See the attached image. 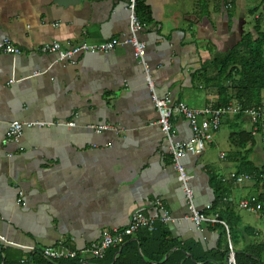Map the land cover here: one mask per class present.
<instances>
[{
	"label": "crops",
	"instance_id": "crops-1",
	"mask_svg": "<svg viewBox=\"0 0 264 264\" xmlns=\"http://www.w3.org/2000/svg\"><path fill=\"white\" fill-rule=\"evenodd\" d=\"M142 2L145 27L138 38L146 46L144 60L156 95L197 109L216 108L229 99L232 90L219 89L211 62L232 50L245 33L257 36L253 27H261L260 17L250 27L246 22V13L257 8H247L248 0ZM126 3L0 0V42L7 40L19 50L16 56L0 53V251L5 252L1 264H25L30 253L61 245L78 255L59 260L94 264L92 259H102L115 247L102 258L79 252L97 244L104 229L122 231L135 213L153 218L155 229L157 223L164 225L169 238L180 244L197 242L204 250L217 248L222 234L215 228L218 224L197 228L190 219L144 66L133 57L132 48L120 44L108 53L80 54L66 61L41 51L53 42L67 48L114 38L123 42L130 36ZM223 85L229 88L231 83ZM231 117L222 120L216 134L222 126L229 129ZM12 122L51 125L25 127L18 140L8 141L6 132ZM171 123L175 142L191 138L185 119L174 116ZM95 125L109 129L96 133L91 128ZM249 128L245 117L243 129ZM256 138L247 160L260 169L264 154L259 160L260 139ZM206 151L180 161L195 208L207 216L217 214L205 209L212 207L216 197L211 180L215 176L229 190L223 202L235 208L240 217L238 232L244 234L232 245L226 226L229 250L235 254L264 241V229L244 222L240 215L245 211L264 220V210L251 213L237 207L241 200L264 202V175L238 173L247 168L243 151H220L218 163L207 160ZM233 175L251 179L234 184ZM164 211L168 223L160 222Z\"/></svg>",
	"mask_w": 264,
	"mask_h": 264
},
{
	"label": "trees",
	"instance_id": "trees-1",
	"mask_svg": "<svg viewBox=\"0 0 264 264\" xmlns=\"http://www.w3.org/2000/svg\"><path fill=\"white\" fill-rule=\"evenodd\" d=\"M142 3L141 1L137 6V15L141 21V11L145 10ZM253 30L257 35L255 38L251 33H245L232 50L222 58L214 59L211 62L218 75L219 89L222 92L232 90V96L217 103L216 107L226 105L231 100L240 105L242 109H248L264 102L262 95L264 92V32L261 31L259 25H255ZM225 81L231 83L229 88L223 87ZM244 118L243 115H236L228 121L229 141L235 149L243 151L244 166H247V168H242L243 170L240 169L238 173L264 175V167L258 169L247 160L256 145L257 138L252 136L248 130L243 129ZM211 180L214 181L216 194L212 203V212L217 213L219 220L228 227L229 239L233 245L239 235L244 236L243 233L238 232L240 217L232 205L223 202L229 195V190L215 176H212ZM259 200H262L261 197ZM215 228L221 230L222 234L217 248L214 250H204L197 242L180 244L169 238V233L164 225L157 223L154 231L148 232L146 229H139L133 237L126 238L124 244L110 248L102 259H92L91 263L228 264L230 250L226 230L223 225L219 224ZM121 246H123L121 252L117 254ZM174 248L176 249L174 250ZM187 253L190 257L186 256ZM263 254L264 241L252 244L243 251L235 252V264H264ZM4 255L5 252L0 251V264ZM25 264H81V261L78 259H47L40 252L35 251L27 256Z\"/></svg>",
	"mask_w": 264,
	"mask_h": 264
},
{
	"label": "built area",
	"instance_id": "built-area-1",
	"mask_svg": "<svg viewBox=\"0 0 264 264\" xmlns=\"http://www.w3.org/2000/svg\"><path fill=\"white\" fill-rule=\"evenodd\" d=\"M142 0H127L126 11L128 14V33L129 38L120 42L118 39H111L102 43L91 45L87 43H80L72 47H62L60 43L53 42L42 46L41 51L45 54H56L57 61L72 60L74 57L80 54H97L108 53L114 50L120 44L129 45L132 48L133 57L144 66V72L147 77L148 88L151 93V100L154 104L156 112L158 114V124L166 136L169 142L170 154L173 159V164L178 172V175L182 181L184 196L187 201V207L190 214V219L193 221L197 228H200L202 224H221L226 227V224L219 220L217 214L207 216L195 208L194 194L188 185V176L184 170V167L180 163L181 159L186 155L198 156L201 155L206 149L207 145L213 143L214 135L219 131L222 120L229 116L243 115L249 121V132L252 136L258 137L260 141H264V102L257 104L248 109H242L240 105L228 104L221 107H204V108H192L184 102H170L166 99L158 97L155 93L154 83L149 75V68L144 60L145 55V43L140 41L138 34L143 30L145 25L142 23L137 15V6ZM0 53L16 56L19 54V50L13 46L9 41L4 40L0 42ZM174 116H180L185 119L191 129L192 136L188 141L175 142L172 135V123L171 119ZM51 124L34 122V123H10L6 132L8 141H16L20 138L22 131L25 127H44ZM94 132L100 133L109 129L108 125H98L91 127ZM222 158L223 155H220ZM251 179L250 175H236L232 176L231 181L234 184H242L245 181ZM231 202V199L227 200ZM157 206L161 208L160 202ZM237 207L242 210H246L251 213H260L264 210V202H254L252 200H241L238 202ZM211 205H206L205 209L211 211ZM170 217L166 211L163 212L160 222L168 223ZM140 228H147V230H155V220L147 217L142 213H135L130 218L129 225L122 231L104 229L100 234V240L97 244H94L88 249H84L79 252V255L84 256L86 254L93 258H102L106 250L110 247H116L124 244L125 239L132 237V235ZM40 253L47 259H59V258H75L78 252L75 250H69L62 245L58 248L49 249L44 248L39 250ZM228 264H235L234 254L230 250L228 256Z\"/></svg>",
	"mask_w": 264,
	"mask_h": 264
},
{
	"label": "rangeland",
	"instance_id": "rangeland-1",
	"mask_svg": "<svg viewBox=\"0 0 264 264\" xmlns=\"http://www.w3.org/2000/svg\"><path fill=\"white\" fill-rule=\"evenodd\" d=\"M249 3L247 5V8L250 10L253 8H257L255 13H246V22L247 27H250L256 22V17H260L259 23L262 27V32H264V2L262 0H248ZM229 133L230 130L226 126H222L221 130L218 134H215L213 137V146L210 145L206 146V158L209 161H213L218 163V153L220 151L229 153L234 148L229 143ZM260 141V140H259ZM257 143V150L259 152V160L260 158H263V152H262V145L264 143H261V141ZM210 146V147H209ZM257 150H255L257 152ZM255 152V153H256ZM262 155V156H261ZM264 159V158H263ZM240 215L243 217L244 222L249 223L250 225L256 226L258 228L264 229V220L260 218L259 215L250 214L245 211H240Z\"/></svg>",
	"mask_w": 264,
	"mask_h": 264
},
{
	"label": "water",
	"instance_id": "water-1",
	"mask_svg": "<svg viewBox=\"0 0 264 264\" xmlns=\"http://www.w3.org/2000/svg\"><path fill=\"white\" fill-rule=\"evenodd\" d=\"M121 248V247H120ZM166 258V257H165Z\"/></svg>",
	"mask_w": 264,
	"mask_h": 264
}]
</instances>
